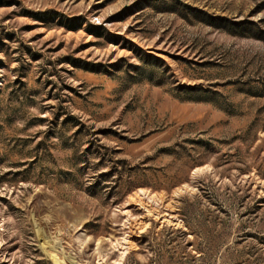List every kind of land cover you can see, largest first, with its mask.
<instances>
[{
    "label": "rangeland",
    "instance_id": "rangeland-1",
    "mask_svg": "<svg viewBox=\"0 0 264 264\" xmlns=\"http://www.w3.org/2000/svg\"><path fill=\"white\" fill-rule=\"evenodd\" d=\"M0 264H264V0H0Z\"/></svg>",
    "mask_w": 264,
    "mask_h": 264
},
{
    "label": "bare ground",
    "instance_id": "bare-ground-1",
    "mask_svg": "<svg viewBox=\"0 0 264 264\" xmlns=\"http://www.w3.org/2000/svg\"><path fill=\"white\" fill-rule=\"evenodd\" d=\"M125 248H126V247H125ZM123 250H124V249H123ZM123 254H124V252H122V255H123ZM122 255H121V256H122Z\"/></svg>",
    "mask_w": 264,
    "mask_h": 264
}]
</instances>
